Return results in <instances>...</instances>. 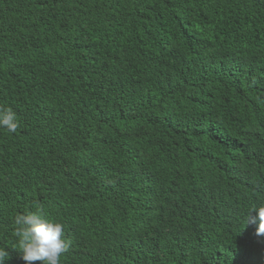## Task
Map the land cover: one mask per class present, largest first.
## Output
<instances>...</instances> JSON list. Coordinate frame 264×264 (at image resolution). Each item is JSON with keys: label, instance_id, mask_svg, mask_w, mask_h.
<instances>
[{"label": "trees", "instance_id": "1", "mask_svg": "<svg viewBox=\"0 0 264 264\" xmlns=\"http://www.w3.org/2000/svg\"><path fill=\"white\" fill-rule=\"evenodd\" d=\"M0 105L5 264H264V0H0Z\"/></svg>", "mask_w": 264, "mask_h": 264}, {"label": "clouds", "instance_id": "2", "mask_svg": "<svg viewBox=\"0 0 264 264\" xmlns=\"http://www.w3.org/2000/svg\"><path fill=\"white\" fill-rule=\"evenodd\" d=\"M0 128L15 133L18 128L17 115L8 106L0 105ZM248 223L256 224V235H264V206L253 208ZM16 226L13 233L17 244L15 249L22 254L26 264L41 261L42 264H60V258L69 243L62 223L46 218L37 209L35 212L18 213L13 217ZM10 258L7 247L0 246V264Z\"/></svg>", "mask_w": 264, "mask_h": 264}]
</instances>
